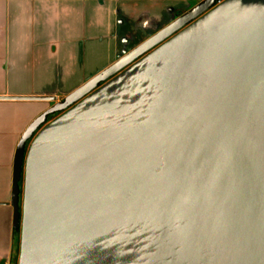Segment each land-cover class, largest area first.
Wrapping results in <instances>:
<instances>
[{
    "label": "water",
    "instance_id": "1",
    "mask_svg": "<svg viewBox=\"0 0 264 264\" xmlns=\"http://www.w3.org/2000/svg\"><path fill=\"white\" fill-rule=\"evenodd\" d=\"M0 99L54 102L14 153L17 264H264V0H200L64 97Z\"/></svg>",
    "mask_w": 264,
    "mask_h": 264
},
{
    "label": "crops",
    "instance_id": "2",
    "mask_svg": "<svg viewBox=\"0 0 264 264\" xmlns=\"http://www.w3.org/2000/svg\"><path fill=\"white\" fill-rule=\"evenodd\" d=\"M140 1L148 0H0V95L64 97L74 91L129 51L128 23L139 12L127 3ZM51 105L0 99V264L14 258L9 203L15 149Z\"/></svg>",
    "mask_w": 264,
    "mask_h": 264
},
{
    "label": "rangeland",
    "instance_id": "3",
    "mask_svg": "<svg viewBox=\"0 0 264 264\" xmlns=\"http://www.w3.org/2000/svg\"><path fill=\"white\" fill-rule=\"evenodd\" d=\"M181 1L183 3L182 10L186 8L187 4L195 2V0H177V2H152L151 0H148L127 3L128 6L135 8V11H138L139 14H136L137 12H135L133 18H136V20L132 19L128 23L130 32L126 34L129 36V39H126V42L124 43L125 46L131 50L146 38L154 34L157 30L162 28L164 24L166 25L175 19L178 12L181 11L179 5ZM143 8L146 11H144ZM142 12L144 14H141ZM15 253L16 252L14 250V255Z\"/></svg>",
    "mask_w": 264,
    "mask_h": 264
},
{
    "label": "trees",
    "instance_id": "4",
    "mask_svg": "<svg viewBox=\"0 0 264 264\" xmlns=\"http://www.w3.org/2000/svg\"><path fill=\"white\" fill-rule=\"evenodd\" d=\"M27 144H28V141L26 143V148H27ZM18 186H19V189H20L19 205H20V211H21V197H22V189H23V175H22V177L20 178V180L18 182ZM20 233H21V228L20 227H14V241H13V245H14V250H15L16 253L14 255V258H13L11 264H17L18 263V255H19V247H20Z\"/></svg>",
    "mask_w": 264,
    "mask_h": 264
},
{
    "label": "flooded vegetation",
    "instance_id": "5",
    "mask_svg": "<svg viewBox=\"0 0 264 264\" xmlns=\"http://www.w3.org/2000/svg\"><path fill=\"white\" fill-rule=\"evenodd\" d=\"M198 2H200V0H195L194 3H192V4H187V6H186V8H185L184 10H182V7H180V8H181V11L178 12L177 16H179L180 14H182L183 12H185L186 10H188L189 8L193 7V6H194L195 4H197ZM183 6H184V5H183ZM177 16H176V17H177ZM102 83H103V82H101L100 84H102ZM53 103H54V102H52V105H53ZM65 109H67V108H65ZM65 109H64V110H65ZM64 110H62V111H56V112H54V113L49 114V115L47 116V121L52 120V118H55V117L58 116L60 113H62ZM43 125H44V124H42L41 127H42ZM30 141H31V140H28L27 147L29 146ZM21 204H22V197H21Z\"/></svg>",
    "mask_w": 264,
    "mask_h": 264
}]
</instances>
